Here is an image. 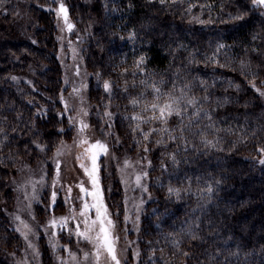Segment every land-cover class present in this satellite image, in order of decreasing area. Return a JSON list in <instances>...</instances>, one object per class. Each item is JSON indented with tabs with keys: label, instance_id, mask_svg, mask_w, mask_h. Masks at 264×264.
Here are the masks:
<instances>
[{
	"label": "trees",
	"instance_id": "trees-1",
	"mask_svg": "<svg viewBox=\"0 0 264 264\" xmlns=\"http://www.w3.org/2000/svg\"><path fill=\"white\" fill-rule=\"evenodd\" d=\"M87 2L0 0V264H25L28 252L14 205L18 171L46 159L50 180L59 141L79 139L81 117L107 145L98 175L124 264H264L262 6ZM61 4L73 25L66 60L78 46L68 78L58 53ZM182 94L194 104L182 101L163 118L152 109ZM50 196L44 188L35 205L33 256L63 264L57 244L76 241L60 222L71 203L56 195L50 211Z\"/></svg>",
	"mask_w": 264,
	"mask_h": 264
},
{
	"label": "rangeland",
	"instance_id": "rangeland-1",
	"mask_svg": "<svg viewBox=\"0 0 264 264\" xmlns=\"http://www.w3.org/2000/svg\"><path fill=\"white\" fill-rule=\"evenodd\" d=\"M87 3L92 4L94 0H85ZM62 2V1H61ZM94 8V4H93ZM264 11V6H262ZM57 15L59 20V29H60V44L58 53L62 62H64V72L65 77L68 78L69 70H71L73 65L77 62L78 58V46L77 43H71L69 53L70 60H66L67 51L64 46V42L67 39V29L68 26L64 20V14L57 8ZM25 34H31L28 30H24ZM71 67V69H70ZM83 71V69H82ZM86 85V84H85ZM80 122L88 125V122L81 117ZM88 120V119H87ZM100 123H97V125ZM96 125V126H97ZM103 124H101L102 126ZM99 127V126H97ZM101 130L104 127H100ZM99 132L101 135L104 131ZM98 135L93 133L90 130V127L83 129L79 139L76 141H71L69 143L60 142V147L55 151V159L59 161V169L57 167L54 169L52 173V177L50 180L46 181V163L47 160L44 159L42 161H38L37 165H30L33 167H28L24 172L18 171L15 182H14V190H15V210L17 211L19 217V224L22 230L25 232L24 239L27 241L28 252L25 256V264H38L34 260L33 253L39 252L38 242L36 241V230L39 228L38 225L41 223L39 220L35 218L36 203L39 201V197L44 190V188L48 187L50 190V194L55 191L56 195H59V199L64 201L65 203H71L69 208V214L63 215L62 217H68L67 224L69 228H71L76 236V241L74 243H62L59 242L57 245L62 249L63 253V264H115L112 261L111 257L108 255L107 251L103 248L97 249V245L95 240H86L83 237L77 234L76 225L79 224V230L85 231V221L87 219L96 220V210L95 207H90V209L83 215H80L83 204L87 202L90 206L94 205V201L90 195H85V193L80 191V185L82 184L84 188H86L89 192L93 191V185L91 178L84 172V170L79 166V160L77 157L81 155L86 147H89L90 144L99 141ZM86 139L88 141L87 144H81L80 141ZM86 146V147H85ZM58 150L59 153L58 154ZM46 155V154H45ZM107 156V155H106ZM87 165H89V161L85 159L83 160ZM83 162V163H84ZM118 163V161H117ZM85 164V165H86ZM41 167L39 168V166ZM86 165V166H87ZM109 167V166H108ZM111 173L108 171V174ZM125 174V173H124ZM123 174L122 179L125 184H130L131 181L129 177V173H126V176ZM99 184L102 193L103 203L104 196L102 191V182L100 174ZM129 186V185H128ZM71 188V192L69 193L68 189ZM116 191V189H115ZM134 191H129L127 198H132ZM51 197V196H50ZM134 203V201H133ZM128 202L126 199V206L128 207ZM106 206V204L104 203ZM72 206V207H71ZM107 208V206H106ZM107 214L109 216V211L107 209ZM74 217V218H73ZM110 217V216H109ZM111 219V218H110ZM112 220V219H111ZM113 221V220H112ZM43 224V223H42ZM98 230V226H97ZM113 236L117 237L115 241V249L117 258L120 261V264H124L126 260L125 248L123 239L117 234L115 225L110 229ZM73 233V232H72ZM58 248V249H59ZM31 251V253H29ZM87 254V255H86ZM42 262L39 261V264Z\"/></svg>",
	"mask_w": 264,
	"mask_h": 264
},
{
	"label": "snow or ice",
	"instance_id": "snow-or-ice-1",
	"mask_svg": "<svg viewBox=\"0 0 264 264\" xmlns=\"http://www.w3.org/2000/svg\"><path fill=\"white\" fill-rule=\"evenodd\" d=\"M253 4L264 6V0H253ZM60 11L64 14V20L67 24L68 28L71 29L73 27L72 24L68 23L67 18V10L64 7L63 4L60 5ZM240 17H237L239 19ZM104 87L107 89L109 87L108 83L105 82ZM157 92V101H160L161 93L159 92V89H155ZM259 91V89H257ZM261 95H264V93H261ZM185 102L187 104H194V100L191 98H186L183 94L179 97L168 95L167 99H165L162 104L161 103H154L152 105V109L155 111L156 109L159 110L160 117L163 118L167 114H171L172 112H179L180 110V104L181 102ZM88 125L81 122V131L85 128H87ZM147 135V134H145ZM81 144H87L88 141L86 139H83L80 141ZM107 145L96 141L89 145V147L85 148L84 152L77 157L78 160L83 159H90L91 161V167L89 168L86 166L83 162H81L80 167L83 168L84 172L91 178L92 185H93V191L89 192L86 188L83 187V185H80V191L85 193V195H90L95 202L94 205H89L87 202L83 204V207L81 209L80 215L83 216L90 207H95L96 210V220H92L90 223L88 221H85V231L79 230V224L76 225L77 234L81 237H83L86 240H95L97 249L103 248L107 251L108 255L111 257L112 261L115 262V264H120L119 259L117 258L116 249H115V241L118 239L117 237L113 236L110 229L114 227V222L110 219V217L107 214V208L103 203L102 193L100 189L99 184V177H98V164L97 159L101 153L107 154ZM261 152H264V148L260 149ZM58 154L59 150H58ZM261 164H264V159L260 160ZM59 161L56 162V167L59 169ZM146 175V173H145ZM140 177H137V181L139 182ZM69 193L71 192V188L68 189ZM170 192L176 191L177 194L179 193V190L176 189H169ZM55 199H56V192L53 191L51 193V203L49 205V210L51 211L55 206ZM74 218V217H73ZM19 219V217H17ZM68 217H60L61 226L64 227L67 225ZM57 221L53 219L51 221V224L55 225ZM98 226V230H97ZM87 255V254H86Z\"/></svg>",
	"mask_w": 264,
	"mask_h": 264
}]
</instances>
